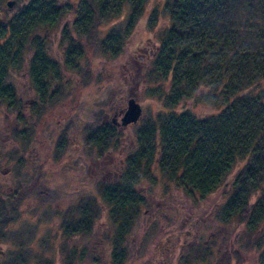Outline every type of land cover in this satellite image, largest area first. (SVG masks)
I'll return each instance as SVG.
<instances>
[{
  "label": "trees",
  "instance_id": "16d2710c",
  "mask_svg": "<svg viewBox=\"0 0 264 264\" xmlns=\"http://www.w3.org/2000/svg\"><path fill=\"white\" fill-rule=\"evenodd\" d=\"M38 1H32L24 12H17L18 17L11 21L13 36L0 46V106L16 116L22 104L15 80L26 79L43 103L45 94L51 95L53 82H58L57 75L61 76L53 72L54 81L50 85L43 82L49 76L48 49L43 38L32 33L52 28L64 14L61 10L44 12L47 7L37 5ZM147 2L79 0L75 9L68 6L81 20L76 25L79 35L87 36L100 22L107 23L125 12L128 36ZM164 11L169 26L149 59V91L157 96L160 109L156 118L146 121L136 133L137 147L134 154L124 157V175L120 176L126 179L125 175L132 173L136 179L132 186L123 185L124 181L99 183L98 197L73 205L76 213L68 214L69 219L60 227L67 233L64 241L72 248L64 252L65 263L102 264L96 254L97 246L102 244L111 258L109 264L125 263L133 246L130 241L142 221L141 207L148 205L133 186L146 175L152 178L149 166L154 162L167 184L166 191L170 185L195 200L214 194L233 175L219 222L244 227L242 249H248L249 241L258 237L252 248L258 253L257 263L264 264V0H168ZM150 18L154 20V14ZM121 40V36L110 35L105 48H100L116 55ZM69 46L63 52L67 70L83 58L82 48H88L77 44L73 45L76 50H71ZM23 68L25 75L21 74ZM187 101L207 110L199 116L190 109L182 111ZM90 134V145L100 154L118 137L106 127H96ZM5 156L0 152V158ZM36 185L31 186V193L43 196L46 204L60 198L58 192L42 193ZM22 191L29 192L19 188L11 194L12 200L28 196ZM102 203L107 206L104 216L99 207ZM75 234L96 248L91 246L86 253L79 244L78 252L69 239Z\"/></svg>",
  "mask_w": 264,
  "mask_h": 264
},
{
  "label": "rangeland",
  "instance_id": "374dc122",
  "mask_svg": "<svg viewBox=\"0 0 264 264\" xmlns=\"http://www.w3.org/2000/svg\"><path fill=\"white\" fill-rule=\"evenodd\" d=\"M8 1L16 2L12 10L5 6ZM32 1L0 0V20L6 19L10 13L13 14V20L18 17V9V12H24V8ZM78 2H36L48 8L44 12L61 10L64 14L52 28L32 33L43 38L41 40L48 49L47 62L50 61L49 65L53 66L46 70L49 76L43 82L50 85L55 77L52 79L53 72L61 75H57L58 82L52 84L51 95L45 94L46 99L41 103L40 97L30 90L26 79L19 77L15 83L20 86L19 97L25 109L16 116V113L0 106V143L4 139L0 152L3 155L8 151L17 152L18 156L14 159L19 160L25 155L20 152L29 144L25 158L28 162L13 161L10 168L5 165L0 167V193L7 191L14 194L19 188L29 190L22 191L28 196L19 200L11 198L10 201H0V264H66L64 252L72 248H68L69 245L64 241L67 233L60 229L63 221L69 219L68 214L72 216L76 213L73 205L89 197H98L99 183L108 185L124 181L123 185L132 186L136 178L131 173L125 175L126 179H120L122 168H119L120 172L118 161L134 154L137 147L136 133L146 121L155 119V113L160 109L157 96L149 91L152 79L149 59L169 26L164 11L168 0H148L128 36H125L127 13L123 12L107 23L100 22L95 30L84 37L76 31L81 20L68 6L75 9ZM152 14L154 20L150 18ZM110 35L123 39L116 55H111L107 48V51L100 48ZM5 43L6 39L0 42V46ZM27 43L28 37L25 45ZM77 44L88 48H82L85 51L83 58L75 62L77 65L71 64L73 68L67 70L64 66V48ZM23 69L21 74L25 75L26 68ZM130 98H134L141 106L142 115L137 124L122 128L121 121H118L120 116L117 115L125 111ZM186 109L197 116L207 110L190 101L181 107L182 111ZM43 118L46 119L41 123ZM115 119L119 126V129L115 128L118 135L116 142L100 154L90 145V133L96 127L101 129L108 126L106 124ZM21 120H24L22 124ZM25 120L27 133L22 135L20 129L24 128ZM35 127H38L37 131H34ZM35 134L37 137L34 140ZM15 139L19 144H15ZM24 140L28 142L27 145H21L20 142ZM59 143L61 148L57 149ZM112 166L119 174L118 180L112 179L113 172L97 174L99 167L104 172V169ZM149 170L152 178L146 175L141 179L142 175L139 174L141 180L133 186L148 205L141 207L142 221L138 224V233L130 241L133 246L124 264H258V253L252 248L258 237L249 241L248 249H242L244 227L236 223L226 226L219 222L233 175L214 194L201 199L196 196L198 198L195 200L185 191L175 190L170 185L169 191H166L167 184L161 179L154 162L150 164ZM2 172H5L4 175ZM105 178L110 180L106 181ZM34 184L42 193L58 192L60 198L46 204L48 201L43 196L35 197L31 193ZM99 207L101 216H104L102 212L107 210V206L102 203ZM2 214L7 217H1ZM102 222L104 229L105 222ZM69 239L77 251L79 244L86 253L89 247L91 249L92 245L88 246L78 234L71 235ZM92 248H96L95 245ZM97 248L96 254L102 264H109L111 258L107 256L106 246L102 244Z\"/></svg>",
  "mask_w": 264,
  "mask_h": 264
},
{
  "label": "flooded vegetation",
  "instance_id": "af4514ba",
  "mask_svg": "<svg viewBox=\"0 0 264 264\" xmlns=\"http://www.w3.org/2000/svg\"><path fill=\"white\" fill-rule=\"evenodd\" d=\"M6 6V5H5ZM18 11H19V9H18ZM17 11V12H18ZM21 11V10H20ZM16 12V13H17ZM16 13H15V15H16ZM13 14H9L8 15V17L6 18V19H3V20H0V42H3L5 39H6V43L11 39V33H12V31H11V21H12V18H13V16H12ZM4 17V16H3ZM59 19H60V17H59ZM25 36L27 37L28 36V32H25ZM72 43V42H71ZM69 48L71 49V50H73L74 49V47L71 45V46H69ZM64 63H65V61H64ZM54 83V82H53ZM56 98H59L58 96H56ZM25 109V106H23V104H22V110H24ZM22 112V111H21ZM20 112V113H21ZM114 113V112H113ZM124 113V112H123ZM122 112L119 114V115H117V116H120V117H122V114H123ZM120 117H119V120L118 121H120ZM46 118H43L42 119V121H41V123H44V120H45ZM16 120H17V118H16ZM118 121L115 119V120H112L111 122H109L108 124H106V125H108V126H105L106 127V130H112V131H115L116 129H119V126H118ZM24 122V120H21V124ZM105 122H106V120H105ZM17 123L19 124V121H17ZM40 125V124H39ZM26 127V128H25ZM18 128V126L15 128V130ZM116 128V129H115ZM37 129H38V127H35V129H34V131H37ZM18 130V129H17ZM16 130V131H17ZM21 130V134L23 135V134H26L27 133V122H26V120H25V123H24V128H22V129H20ZM116 132V131H115ZM36 134H35V136H34V140L36 139ZM70 138V136H68V139ZM11 140H12V138H11ZM2 141H4V139L2 140ZM2 141H1V143H2ZM15 144L17 145V144H19V142H18V140L17 139H15ZM1 143H0V145H1ZM21 143V145H27L28 144V142L27 141H21L20 142ZM26 143V144H25ZM38 143V142H37ZM69 144V143H68ZM38 146V145H37ZM36 146V147H37ZM36 147H33V149L35 150L36 149ZM28 148H29V144L27 145V147L25 148V149H22V151L20 152V153H22L21 155H24V157L23 156H21L20 158H19V160H21V161H24L25 160V158L27 157V153H28ZM59 148H61V146L59 147ZM38 149V148H37ZM0 150H1V148H0ZM12 150V149H11ZM39 150V149H38ZM7 156V157H6ZM6 156L4 157V158H0V167L2 166V165H5V166H7V167H11V166H13V161L16 163L17 161H19L18 159H14L16 156H18V153L17 152H14L13 151V153H10L9 151L6 153ZM23 157V158H22ZM26 162H28L27 161V159L25 160ZM111 162H112V160H111ZM118 170L121 172V170L119 169V168H122L123 167V158L120 160V161H118ZM109 166H111V163H110V165ZM99 169L100 170H98L97 171V174H100V173H107V171L108 172H110V173H112V174H114L113 176H114V178H112V179H114V180H116L118 177V175L119 174H117V172H116V169H115V166H112V167H110V168H106V169H104V172H103V170H102V168L101 167H99ZM9 172V171H8ZM88 172H89V169H88ZM4 173L5 172H2V174L4 175ZM11 173V172H10ZM108 175H109V173H108ZM110 177V176H109ZM23 179H25V178H23ZM111 179V180H112ZM103 180V179H102ZM104 180H110V179H108V178H105ZM4 194V195H3ZM9 194H10V196H9ZM10 201L11 200V193L10 192H7V191H5V192H3V193H0V201ZM164 209V208H163ZM195 252V251H194Z\"/></svg>",
  "mask_w": 264,
  "mask_h": 264
},
{
  "label": "water",
  "instance_id": "95a60500",
  "mask_svg": "<svg viewBox=\"0 0 264 264\" xmlns=\"http://www.w3.org/2000/svg\"><path fill=\"white\" fill-rule=\"evenodd\" d=\"M15 1H8L6 4V7L10 10H12L15 6ZM142 115V108L141 106L136 102L134 98H130L127 101L126 109L120 119L121 121V127L125 128L130 125H135L138 123Z\"/></svg>",
  "mask_w": 264,
  "mask_h": 264
}]
</instances>
